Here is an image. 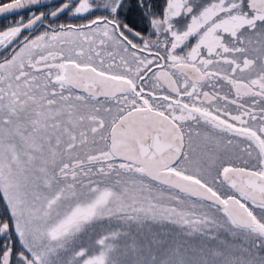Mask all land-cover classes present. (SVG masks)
<instances>
[{
  "label": "snow or ice",
  "instance_id": "6c2138e0",
  "mask_svg": "<svg viewBox=\"0 0 264 264\" xmlns=\"http://www.w3.org/2000/svg\"><path fill=\"white\" fill-rule=\"evenodd\" d=\"M0 264H264V0H0Z\"/></svg>",
  "mask_w": 264,
  "mask_h": 264
}]
</instances>
